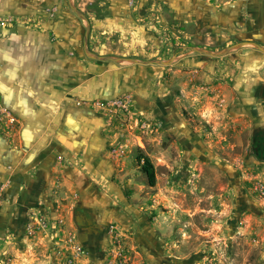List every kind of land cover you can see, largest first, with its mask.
Wrapping results in <instances>:
<instances>
[{
  "label": "rangeland",
  "instance_id": "1",
  "mask_svg": "<svg viewBox=\"0 0 264 264\" xmlns=\"http://www.w3.org/2000/svg\"><path fill=\"white\" fill-rule=\"evenodd\" d=\"M72 3L96 56L264 47V0ZM0 17V264H264L263 52L127 65L87 55L69 0H0Z\"/></svg>",
  "mask_w": 264,
  "mask_h": 264
},
{
  "label": "water",
  "instance_id": "2",
  "mask_svg": "<svg viewBox=\"0 0 264 264\" xmlns=\"http://www.w3.org/2000/svg\"><path fill=\"white\" fill-rule=\"evenodd\" d=\"M70 6L72 8V10L79 16L81 17L85 22H86V37H85V50L86 53L89 57H91L92 59L98 60V61H114L116 63H120V64H161V65H170L174 62H176L177 60L181 59L184 55L187 54H191V53H200V54H204V55H209V56H221L223 54H226L228 52H230L233 49H237L243 46H251L254 47L256 49H258L259 51L264 53V47L258 43L255 42H242L239 44H235L229 48H227L224 52L221 53H213V52H209L203 48L200 47H188V52H182L180 55H176L173 58L166 60V61H139L136 59H129V58H124V57H107V56H96L93 55L91 52H89L88 48H87V43H88V36L90 33V23L88 21V19L86 18V16L81 13L72 3V0H69Z\"/></svg>",
  "mask_w": 264,
  "mask_h": 264
},
{
  "label": "crops",
  "instance_id": "3",
  "mask_svg": "<svg viewBox=\"0 0 264 264\" xmlns=\"http://www.w3.org/2000/svg\"><path fill=\"white\" fill-rule=\"evenodd\" d=\"M26 43V42H25ZM18 44H20L19 42H18ZM29 48V46L27 45V44H24V48L22 49V50H20V51H17L16 50V48H15V46H13L12 47V50H11V52H9V53H11L13 56L11 57L12 58V62L13 63H19V64H21V66L22 65H25V64H32V63H34L35 62V60H36V58H34V55H35V52H33L32 50H29L28 49ZM16 55H18L17 56V58H16ZM40 70H43V69H41L40 68ZM8 71V70H7ZM24 72H25V74L27 75V76H29V77H31V71L30 70H28V69H26V70H24ZM14 75H15V73H10L9 71H8V79L7 80H9V83H12L13 81H14ZM2 88H5V87H3L2 86ZM6 99H4L3 97H2V102L3 103H5V105L6 106H9L8 104L9 103H7L8 101L6 100ZM21 106L22 107H17V108H15V111H20L21 112V114H22V116H24L25 118H27V119H29V118H32L31 117V115L29 114V111H28V109H27V107H26V104L25 103H22L21 104ZM21 108V109H20ZM20 109V110H19ZM41 164V163H40ZM35 188H36V184H34L33 186H32V192L34 193L35 191ZM7 211V209H5V212ZM4 212V213H5Z\"/></svg>",
  "mask_w": 264,
  "mask_h": 264
},
{
  "label": "trees",
  "instance_id": "4",
  "mask_svg": "<svg viewBox=\"0 0 264 264\" xmlns=\"http://www.w3.org/2000/svg\"><path fill=\"white\" fill-rule=\"evenodd\" d=\"M138 164L142 173L145 174L149 186L154 187L156 185V171L155 167L148 156L138 157Z\"/></svg>",
  "mask_w": 264,
  "mask_h": 264
},
{
  "label": "built area",
  "instance_id": "5",
  "mask_svg": "<svg viewBox=\"0 0 264 264\" xmlns=\"http://www.w3.org/2000/svg\"><path fill=\"white\" fill-rule=\"evenodd\" d=\"M9 22L7 19L0 17V27L5 26ZM5 114V113H2ZM7 118L9 119L10 122H14L15 118L7 114Z\"/></svg>",
  "mask_w": 264,
  "mask_h": 264
},
{
  "label": "bare ground",
  "instance_id": "6",
  "mask_svg": "<svg viewBox=\"0 0 264 264\" xmlns=\"http://www.w3.org/2000/svg\"><path fill=\"white\" fill-rule=\"evenodd\" d=\"M173 3H174V1H173ZM119 83H120V82H119ZM121 86H122V85H121ZM102 91H103V90H102ZM111 91H112V90H111ZM110 96H113V95L111 94ZM21 107H22V106H21ZM20 109H21V108H20ZM20 109H19V110H20ZM89 239H90V238H88V240H89Z\"/></svg>",
  "mask_w": 264,
  "mask_h": 264
},
{
  "label": "flooded vegetation",
  "instance_id": "7",
  "mask_svg": "<svg viewBox=\"0 0 264 264\" xmlns=\"http://www.w3.org/2000/svg\"><path fill=\"white\" fill-rule=\"evenodd\" d=\"M262 146H263V148H264V142L261 144Z\"/></svg>",
  "mask_w": 264,
  "mask_h": 264
}]
</instances>
